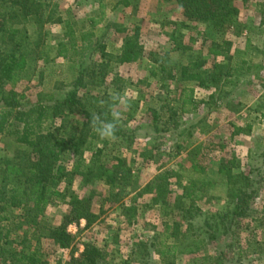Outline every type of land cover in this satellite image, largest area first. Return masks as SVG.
I'll use <instances>...</instances> for the list:
<instances>
[{"label": "rangeland", "instance_id": "374dc122", "mask_svg": "<svg viewBox=\"0 0 264 264\" xmlns=\"http://www.w3.org/2000/svg\"><path fill=\"white\" fill-rule=\"evenodd\" d=\"M39 1L43 3V14L48 5L46 0ZM50 1L54 6H49L51 19L42 24L49 30L47 37L42 34L44 28L40 33L34 32L33 27L39 24L19 23L26 29L19 49L30 51V57L40 56V59L32 65L25 58L20 80L16 84L3 81L2 92L10 94L26 109L40 96L68 89L69 80L77 74L78 60L74 56L77 61L72 64L62 56H54L56 43L69 41L63 21L68 19L72 23L69 19L73 16L71 25L78 31L88 29L91 18L98 19L104 13L105 22L93 28L98 47L86 52L90 76L85 78L86 88L81 92L98 93L110 104L112 112H119V123L127 137L122 141L98 136L84 157L88 163L91 152L100 148L101 159L108 165L115 163L117 157L123 159L130 169L129 177L121 190L112 191L101 179L88 184L79 177L73 179L70 191L78 197L91 192V210L98 218L87 228L83 220L68 224L66 230L73 236L69 247H55L48 234L49 228L59 224L61 216L70 210L68 197L45 208L41 217L45 227L38 232L20 218H14L19 210L5 211L11 219L0 220L2 232L8 231L0 244L27 253L38 248L43 264H80L78 260L85 244L100 249V264H142L143 249H147V264H208L198 258L199 254H177L170 258L171 262L161 263L150 244L160 240L165 225H180L183 229L181 205L195 208L196 220L224 209L228 202L227 175L240 176L251 170L256 190V197L250 203L252 211L239 227H234L231 237H224L231 245L225 253L228 259L240 260L242 264H264V119L261 116L264 35L257 33L264 27L261 16L264 0L231 1L238 12L237 21L231 26L225 24L221 30L188 18L179 0H131L126 6L116 4L117 0ZM44 14L42 19L46 17ZM135 33L141 47L140 57L119 64L115 56L123 39ZM170 33L178 37L175 43L170 40ZM73 39L79 42L80 35L74 33ZM213 43L220 44L227 55L208 54ZM1 49L7 50L3 46ZM158 61L167 69L160 70ZM242 61L245 63L238 74L227 78L231 82L213 84L205 80V86H198L180 75L181 67L193 71L198 65L210 68L219 62L235 67L242 65ZM99 71L103 78L97 85L94 81ZM183 88H193L192 96L198 101L195 109L189 105L185 111L180 108L178 95ZM113 93H118L126 103L112 99ZM71 117L82 119L81 115ZM235 127L242 131L234 134ZM18 147L14 136L0 134V157H13ZM65 164L68 166L67 161ZM192 164L198 168L193 169ZM190 180L208 183L199 187L197 198L178 203L182 187ZM157 183H164V199L155 195L156 188L148 190ZM35 234H40V238L34 241ZM24 238L31 244L22 242ZM189 239L188 236L183 242ZM223 245L220 236L216 242L207 244L200 255H214ZM5 264L20 263L5 259Z\"/></svg>", "mask_w": 264, "mask_h": 264}, {"label": "trees", "instance_id": "16d2710c", "mask_svg": "<svg viewBox=\"0 0 264 264\" xmlns=\"http://www.w3.org/2000/svg\"><path fill=\"white\" fill-rule=\"evenodd\" d=\"M10 1L13 5L22 8L21 14L24 20L39 24L38 27L51 19L50 14L42 19L43 3L40 1ZM179 1L185 6V14L188 18L210 23L216 29L221 30L225 24L231 26L237 21V9L231 5L233 0ZM130 3L131 0L116 2L122 6ZM2 14L0 12V134L14 136L19 147L17 154L13 157H0V220L11 219V215H7L5 211L12 212L13 209H17L19 213L14 218H20L25 225L33 227V231L38 232L45 227L41 220L45 208L48 205L66 201L68 197L66 203L70 206V210L61 216L59 224L51 226L48 230L55 247L67 248L73 240V236L66 230L68 224L82 219L85 221L84 228H87L98 218V215L91 210L93 197L91 192L78 197L77 193L70 191L73 179L79 177L84 184L101 179L110 191L121 190L130 172L129 167L125 166L123 159L119 157L115 158V163L110 165L102 161L100 148L91 152L88 163L85 161L84 152L91 150L92 140L98 137L90 126L93 116L97 115L101 120L109 122L112 120L113 113L110 104L102 100L98 93L81 92L86 88L85 78L90 76L87 73L89 65L86 63L88 59L86 52L97 46L94 34L91 32L80 34L83 45L77 48L76 43L73 42V35L69 31L66 33L73 41L70 42L69 47L65 43H58L57 56L68 60H72L74 56L77 58L78 71L75 78L68 89L57 94L48 93L40 96L34 104L25 109L10 94L2 92L3 81L15 84L21 78L24 72V60L27 57L26 53L22 52L19 55L16 53L25 36L18 34V29L12 26L14 24L12 17L19 16L20 13L12 12L13 16L7 19ZM95 23V20H91L90 26H94ZM169 38L173 43L178 40L173 33L169 34ZM2 46L7 50L2 51ZM208 54L213 57L226 56L227 50L221 48L220 44L213 43L208 48ZM140 55L141 47L135 33L132 37L127 35L123 39L115 61L119 64L130 63L136 61ZM157 63L160 70L167 69L164 63L160 61ZM244 63L242 61V65L235 67L223 62L213 63L210 68H200L198 65L193 71L181 67L180 75L196 82L198 86H205V80L213 84L231 82V78L229 80L227 78L237 75ZM91 76L94 77L93 73ZM95 77L94 83L99 85L102 82L103 73L99 71ZM192 93L193 88L181 89L178 99L183 111L187 110L184 109L187 105L192 109L196 108L198 101L193 98ZM74 115H81L82 119L74 120L71 117ZM261 116L264 119V113ZM57 119L58 123H56ZM249 129L250 125H247L246 130ZM241 131L242 128L235 127L233 132L238 134ZM115 137L122 141L127 137L119 122ZM65 161L68 162V166ZM191 167L198 168L196 164H192ZM218 171L221 169L219 168ZM250 174L251 170L242 172L240 176L227 175L228 202L219 212L206 214L196 220V209L181 205L180 217L185 220L183 229H180V225H165L163 233L160 234V240L150 244L154 247L153 251L158 258L162 262H171L170 258L177 253H198L207 244L216 242V239L221 236L224 241L223 247L214 255H202L199 258L206 260L208 264H242L240 260L227 258L226 249L231 248V245L225 239L228 236L231 237L230 234L235 231L234 227H239L241 221L251 214L250 203L256 197V190L253 188L255 180ZM207 183L208 181H188L182 187L178 203L183 199L197 198L199 187ZM154 188H156L155 195L164 199V183L151 184L148 190L152 191ZM7 234L8 231L3 233L0 227V240L6 238ZM188 236L189 241L183 242V239ZM39 238L40 234L33 236L34 241ZM24 241H29L31 244L27 238L22 240ZM147 254V249L141 251L142 264H147ZM101 258L100 249L85 244L78 261L80 264H100ZM5 259L15 260L20 264H43L38 248L27 253L11 247L6 248L0 244V264H5Z\"/></svg>", "mask_w": 264, "mask_h": 264}, {"label": "crops", "instance_id": "0c3cea01", "mask_svg": "<svg viewBox=\"0 0 264 264\" xmlns=\"http://www.w3.org/2000/svg\"><path fill=\"white\" fill-rule=\"evenodd\" d=\"M39 0H35V2H38ZM42 1H44V0H42ZM50 0H46V4L48 5V8H47V11H45V9H43V15L45 16V14L44 13H46V16L47 15H49V14H51L52 13V11H51V9H50V7L49 6H53L52 4H50ZM50 4V5H49ZM102 6V5H101ZM54 7V6H53ZM70 8H71V6H70ZM262 11H261V16L263 17L264 16V9H261ZM0 12L1 13H3L2 15L4 16V18H8V17H11V16H13L12 15V12H16L17 14H19L20 13V15L19 16H16V17H12V21H13V23H14V20H16L17 22L15 23V24H13L12 26L13 27H15L16 29H18L17 31H18V34L20 33V34H23L24 36L26 35V33H25V27H23V26H19V23H24L26 20H24V18H22V14H21V12H22V8L20 7V6H18V5H13L12 4V2L10 1V0H0ZM70 15V14H69ZM71 16V15H70ZM106 18H107V16L106 15H104V13H102L101 14V16L98 18V19H94V18H91V20H95L96 21V23H95V25H98L99 23L100 24H103L104 22H105V20H106ZM20 20V21H19ZM69 20H71V22L72 23H74V21H73V16H71V19H69ZM30 21V20H29ZM32 23V22H31ZM45 23H49V21L48 22H45ZM63 23H64V25H65V34L66 33H68V31L72 34V35H74V33H76V34H86V33H88V32H91V33H93L94 34V30H93V28H94V26H89L88 27V29L86 28V29H83V28H81V29H79L78 31H76L75 29H74V27H72V23H70V22H68V19H66L65 21H63ZM34 28V32L36 33V32H38V33H40L41 32V30L44 28V30H43V32H42V34H43V36L44 37H47L48 35H49V30H46L45 29V27L43 26H40L39 28L38 27H33ZM249 29L250 28H248L247 30L249 31ZM40 31V32H39ZM78 32V33H77ZM258 34H260V35H264V27H261V30L260 31H258L257 32ZM68 36V35H67ZM68 38H69V36H68ZM25 39V38H24ZM71 41H73V40H70L69 39V41L67 42V43H65L64 41H59L58 43H60V42H62V43H65L68 47L70 46L69 44H70V42ZM73 42H75L76 44V46L75 47H81L82 45H83V42L81 41V39H79V42H77V41H73ZM58 43H56V45H55V51H56V53L54 54V56H57V45H58ZM45 44H47V43H45ZM49 44V43H48ZM46 48H49V46H47ZM17 50L18 51H16V53L19 55V53H26L27 54V57L26 58H28V60H29V63L28 64H34V65H36L35 64V62H36V60L38 61L39 59H40V56H37V57H30V51H25V50H19L18 48H17ZM57 57H59V56H57ZM41 59H43V57H41ZM63 60H65V58L63 59ZM68 59H66V61H67ZM71 62L70 63H76V61H75V59H72V60H70ZM23 73V72H22ZM75 77H73V78H71L69 81H71L72 82V80L74 79ZM20 80V79H19ZM19 80H17V82L19 81ZM5 82H7V81H5ZM16 82V83H17ZM70 82V83H71ZM15 83V84H16ZM56 88V87H55ZM59 92H61V91H59ZM50 93H55V92H50ZM57 94V93H56ZM58 120V119H57ZM78 120H81V119H78ZM58 122H59V120H58ZM57 123V122H56ZM97 138V137H96ZM82 220V219H81ZM84 221V220H83ZM85 222V221H84ZM177 254H179V255H195V254H199V257H201L202 255H200V252H198V253H195V254H180V253H177ZM176 254V255H177ZM157 255V254H156ZM157 257H158V255H157ZM198 257V258H199ZM160 260V259H159ZM160 262L161 263H163L161 260H160Z\"/></svg>", "mask_w": 264, "mask_h": 264}, {"label": "clouds", "instance_id": "9594fccd", "mask_svg": "<svg viewBox=\"0 0 264 264\" xmlns=\"http://www.w3.org/2000/svg\"><path fill=\"white\" fill-rule=\"evenodd\" d=\"M112 99L119 100L121 103H126L123 97L118 93H113ZM119 112L112 113V120L105 122L97 115H94L91 121V128L94 133H96L101 139L114 140L115 132L117 130V125L119 122Z\"/></svg>", "mask_w": 264, "mask_h": 264}]
</instances>
